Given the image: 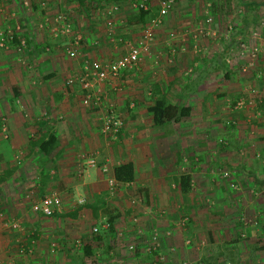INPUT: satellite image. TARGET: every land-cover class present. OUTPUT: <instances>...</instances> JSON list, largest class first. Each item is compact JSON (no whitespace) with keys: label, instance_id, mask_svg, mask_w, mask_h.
I'll return each mask as SVG.
<instances>
[{"label":"crops","instance_id":"crops-1","mask_svg":"<svg viewBox=\"0 0 264 264\" xmlns=\"http://www.w3.org/2000/svg\"><path fill=\"white\" fill-rule=\"evenodd\" d=\"M55 1L0 0V30L13 35L0 47V264H264V0H176L162 20L175 10L186 21L177 37L161 34V22L151 58L91 85L96 107L65 81L138 38L144 24L126 23L135 0H117L111 34L104 15L102 28L71 25L81 35L75 58L63 53L69 37L54 36V15L66 9L49 13ZM68 7L70 21L80 7ZM157 98L188 114L154 124ZM108 106L122 120L116 135L100 130ZM125 162L133 179L111 196L106 178ZM52 192L62 194L57 212L32 211L36 195Z\"/></svg>","mask_w":264,"mask_h":264},{"label":"built area","instance_id":"built-area-1","mask_svg":"<svg viewBox=\"0 0 264 264\" xmlns=\"http://www.w3.org/2000/svg\"><path fill=\"white\" fill-rule=\"evenodd\" d=\"M175 0H158V8L154 17H152L148 23L143 25L141 29V33L138 38L133 42H128L126 46V50L124 53L119 55L118 57L109 60L103 63H91L88 60H84L81 66L80 72L76 76L69 77L65 83L66 85H71L76 82L80 85V87L85 91V94L82 99V104L89 107H96L100 103V98L98 95L91 94V85L93 83H98L107 78L115 79L118 77L119 73L123 69H130L132 67H136L141 61L145 58H151V42L153 40L154 30L161 24L162 18L169 12V10L173 7ZM152 0H135L131 3V7L137 10H148ZM44 5L43 2L40 4ZM117 5H111L104 12V24L106 29L108 30V34L112 25V17L113 13L117 11ZM69 17L64 12H57L54 15V22L56 24V28L54 31V36H68L69 41L64 47V54L68 58H75L78 54V47L81 41L80 32L77 30H72L70 27ZM212 19L210 16L205 18V24L210 25ZM206 25L205 28H208ZM258 25L261 27L260 30L264 29V22L261 20ZM259 29V28H258ZM170 37L173 34H169ZM194 35V34H193ZM194 37V36H192ZM13 41V35L11 31L0 32V47H4L6 42ZM24 46L23 40L18 41V45L16 46V51L19 52ZM256 50L254 46L247 51H245V55L249 56L250 59H253L256 56ZM244 50L242 49L238 54L242 55ZM101 122V132L105 134L116 135L122 126V120L119 114L114 112V109L111 106L105 108L104 113L102 115ZM0 132L5 135L6 130L3 124L0 125ZM84 164L87 166H95V158L93 156H89L84 159ZM100 170L105 173L106 167L104 165L101 166ZM223 177H227L228 173L226 171L222 172ZM107 190L109 195H113L117 190V187L120 183L114 180L113 177L108 176L106 178ZM31 209L34 212H39L44 216H52L55 212L60 209V198L56 193H49L42 196L39 200L34 201L31 204ZM11 228H18V224L16 221L10 223ZM96 228H92V232H95ZM152 242L148 243L146 250L151 251L154 249L156 234L153 232L150 236ZM129 248H133V246H129ZM24 249L22 246L18 248V252L22 253Z\"/></svg>","mask_w":264,"mask_h":264},{"label":"trees","instance_id":"trees-1","mask_svg":"<svg viewBox=\"0 0 264 264\" xmlns=\"http://www.w3.org/2000/svg\"><path fill=\"white\" fill-rule=\"evenodd\" d=\"M116 0H108L109 3L114 2ZM104 2V0H77V3L85 6V3L91 4H99ZM105 3V2H104ZM107 3V4H109ZM156 14V9H148V10H137L132 13V17L128 18L126 21L127 24H131L132 21L134 23L146 24L149 20L154 17ZM134 18L132 21L131 19ZM148 111L151 113L152 121L154 124L162 123L163 121L175 120L179 117L185 116L188 114V107L185 106H176L174 104L166 103L162 98H157L154 100L153 104L148 107ZM54 137L52 135H48L46 140H41L38 143V149L42 152H45L46 149L53 143ZM112 177L114 180L120 183H128L133 179L132 172V164L130 162H125L115 166L112 169ZM179 190L184 192L189 187V178L187 175H180L179 178ZM95 212V210H94ZM113 216L111 215L108 219V223L112 220Z\"/></svg>","mask_w":264,"mask_h":264},{"label":"rangeland","instance_id":"rangeland-1","mask_svg":"<svg viewBox=\"0 0 264 264\" xmlns=\"http://www.w3.org/2000/svg\"><path fill=\"white\" fill-rule=\"evenodd\" d=\"M19 1V6H21V7H24V6H26V7H28V8H30V0H18ZM75 1V2H74ZM123 1H126V0H123ZM41 2H43V1H41ZM41 2H37L38 4H39V6H41L40 4H41ZM105 2V3H104ZM104 2H101V3H99V4H91V5H89V4H87V3H85V6H83V5H80V4H78L77 3V0H58V2L57 1H55L54 2V9L53 10H48V12L50 13L51 11H59V10H62L63 11V9L64 8H66L65 9V12H67V8H69L68 6H69V4H74V3H76L80 8L78 9V11H74L75 13H72V15H71V18H70V27H71V25L73 26V24H74V26H73V28H102L101 26H102V16H103V14H104V12L106 11V9H108L111 5H117V7L119 8V5L116 3L117 2V0L116 1H114V2H112V3H110V5H108L107 3H109L108 2V0H104ZM175 2H176V0H175ZM175 2H174V4H175ZM25 3H27L26 5H25ZM29 3V4H28ZM36 2H35V5H36V8H35V10H33V11H38V10H40L39 9V7H38V4H37ZM44 3V2H43ZM59 3V5H56V4H58ZM119 3V2H118ZM126 4V3H125ZM51 6V5H50ZM58 6L60 7V8H63V9H57L58 8ZM44 7V6H43ZM69 10H72V7H71V9H69ZM64 12V13H65ZM174 12H175V10H173V11H171L167 16H166V18H164V20H162L161 22H162V26H159L158 28H161V34H165L166 35V33L169 31V32H175V34L173 33V37L172 38H175V37H177V35L179 34V28H183L182 27V23H185L186 21H182V17L180 16V17H177V15H175L174 14ZM74 14V15H73ZM52 15V14H51ZM36 16V15H35ZM38 17V16H37ZM39 17H40V14H39ZM45 17V18H44ZM44 17H43V20L45 19V21L44 22H48V19H46L47 17L49 18V16L47 15V17H46V15H44ZM234 18V17H233ZM232 17L230 18V19H233ZM185 19V18H184ZM183 19V20H184ZM205 19V18H204ZM213 19V18H212ZM42 20V21H43ZM164 21V22H163ZM203 22H205V21H203ZM212 23V22H211ZM205 24V23H204ZM205 26H206V24H205ZM209 28H211V24L209 25ZM10 31V30H9ZM0 32H4V31H2V30H0ZM169 37H170V35H169ZM171 38V37H170ZM164 39V38H163ZM92 41H95V40H92ZM16 52V51H15ZM62 53V52H61ZM63 53H64V50H63ZM65 55V54H64ZM66 56V55H65ZM67 57V56H66ZM73 61H74V59H73ZM4 124V123H3ZM3 134V133H2ZM0 135H1V132H0ZM66 194H67V192H66ZM44 195H46V194H44ZM62 195V194H61ZM61 195H59V197H60V199H63L62 198V196ZM114 195V194H113ZM72 196V195H71ZM112 196V195H111ZM42 197V195L40 194V195H36V197H35V200L37 201V200H39L40 198ZM99 199V198H98ZM60 203H61V201H60ZM108 214V211H105V215H107ZM104 215V214H103ZM224 259V261L223 262H225L226 261V259H227V256H226V258H223ZM221 260V259H220ZM219 264V263H218ZM221 264H222V262H221Z\"/></svg>","mask_w":264,"mask_h":264}]
</instances>
